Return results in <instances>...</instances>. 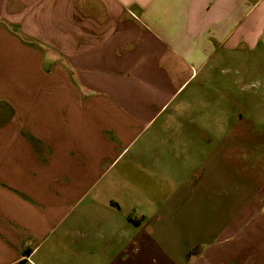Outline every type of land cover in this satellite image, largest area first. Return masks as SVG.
Instances as JSON below:
<instances>
[{"label": "crops", "instance_id": "obj_1", "mask_svg": "<svg viewBox=\"0 0 264 264\" xmlns=\"http://www.w3.org/2000/svg\"><path fill=\"white\" fill-rule=\"evenodd\" d=\"M0 264H264V0H0Z\"/></svg>", "mask_w": 264, "mask_h": 264}, {"label": "rangeland", "instance_id": "obj_2", "mask_svg": "<svg viewBox=\"0 0 264 264\" xmlns=\"http://www.w3.org/2000/svg\"><path fill=\"white\" fill-rule=\"evenodd\" d=\"M257 88L256 89H259V86H256ZM259 92V91H258ZM257 159L260 161V162H258V164H257V166L259 167L260 165H261V162H262V158H260V157H257ZM201 249H202V247H201ZM194 252L195 251H197V249H195V250H193Z\"/></svg>", "mask_w": 264, "mask_h": 264}, {"label": "trees", "instance_id": "obj_3", "mask_svg": "<svg viewBox=\"0 0 264 264\" xmlns=\"http://www.w3.org/2000/svg\"><path fill=\"white\" fill-rule=\"evenodd\" d=\"M196 252V251H195Z\"/></svg>", "mask_w": 264, "mask_h": 264}]
</instances>
